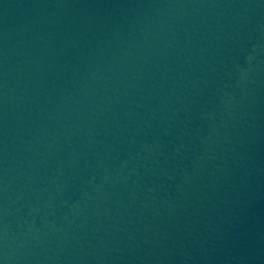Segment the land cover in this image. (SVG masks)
<instances>
[{"label": "water", "instance_id": "1", "mask_svg": "<svg viewBox=\"0 0 264 264\" xmlns=\"http://www.w3.org/2000/svg\"><path fill=\"white\" fill-rule=\"evenodd\" d=\"M0 264H264V0H0Z\"/></svg>", "mask_w": 264, "mask_h": 264}]
</instances>
